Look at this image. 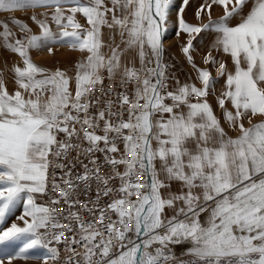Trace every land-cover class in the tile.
Instances as JSON below:
<instances>
[{
  "label": "snow or ice",
  "instance_id": "obj_1",
  "mask_svg": "<svg viewBox=\"0 0 264 264\" xmlns=\"http://www.w3.org/2000/svg\"><path fill=\"white\" fill-rule=\"evenodd\" d=\"M173 2L0 0V14L45 9L29 16L38 33L19 18L18 33L0 22V46L20 58L13 91L0 73V225L23 205V226L0 228V246L15 247L0 264H59L61 244L64 264H264V0H203L197 23L184 19L182 0L181 51L202 86L177 80L169 90L162 58ZM204 32L215 39L203 64L226 74L217 104L227 129L207 99L212 73L192 55ZM55 45L81 54L74 76L33 61L31 50ZM173 245H187L188 258ZM37 249L42 257L30 254Z\"/></svg>",
  "mask_w": 264,
  "mask_h": 264
},
{
  "label": "rangeland",
  "instance_id": "obj_2",
  "mask_svg": "<svg viewBox=\"0 0 264 264\" xmlns=\"http://www.w3.org/2000/svg\"><path fill=\"white\" fill-rule=\"evenodd\" d=\"M201 3H203V0H189V5L185 8V11L183 13L184 19L187 22L197 23L195 19V11L198 9ZM181 6H182V0H174L173 6L170 10V19L166 25L167 30L163 38V46H164L163 57L168 56L172 60L170 86L174 73L173 69L178 68L177 71H180L184 76H186L187 82L189 80L191 84L194 83L196 84L197 87H201L202 85L197 79L196 71L192 68L190 64H188L184 54L181 51L182 45L186 43L187 40V35L182 31H180L178 24V15H179L178 10L179 7ZM44 11H45L44 8H37V9L19 10L16 11L15 13L0 14V22H7L9 24L10 29L18 33V29L13 24H11V18H19L24 22L29 23V25L33 29V32L38 33L37 27L34 24H32L31 20L29 19V16L33 12L40 13ZM219 14H220V10L218 8L214 9L213 12L214 18ZM77 19L82 25L87 26L86 20L84 17H82V15L77 14ZM52 27H53V31H57L56 26L54 24L52 25ZM102 33H103L102 38L105 41H108L109 30L105 27L102 29ZM214 39H215V35L212 33H208V32L201 33L200 36H198L196 40L193 42L194 48L192 51V55L194 57V62L197 64L198 67L201 68L207 67L212 73V77L215 80L214 91L210 92L207 99L208 102L212 105L216 115L219 118H221V123L224 124V126L227 129V125L223 121L222 110L218 107L217 104V97L225 89L226 74L223 76L218 75L216 72V66L204 65L202 62V57L208 52ZM115 40L116 43L120 42L119 35H116ZM168 43H170V45ZM121 47H123V45H121ZM104 51L107 52V48H105ZM30 55L33 61L37 65L45 67L51 71H55L57 68H59L61 70L66 71L67 75L70 77L74 76L75 64L81 58V54L78 51L71 50L67 46H62V45L53 46V51L51 54H49V52L45 48L43 50H31ZM213 55L216 56L217 60H222L223 62H225L227 64L229 71L234 70V66L232 64L230 57L222 53H217L215 51H213ZM19 62H20V58L16 54L11 53L10 51L0 46V73L3 74V78L5 79V82L7 83L6 85L10 92L13 91L15 87L13 82L14 74L11 71V69L15 63H19ZM71 87L74 90V82L72 83ZM227 106L230 108L231 107L230 103H228ZM245 124L247 126V121H245ZM172 190L173 191L177 190L175 184H173ZM37 203H41V198L37 199ZM22 214H23V205L21 202L18 203L16 207L8 215H6L5 223L3 225H0V228H7L11 226L12 223H17L19 226L22 227L23 222L18 219V217L21 216ZM18 243L19 242H17V244ZM171 247L177 257H180L181 259L188 258L186 256L184 257L180 256L181 252L187 247V245H173ZM14 250L15 247H9L5 249L3 246H0V254H2L4 251L12 252ZM44 251L45 250L43 249L30 250V254L42 257ZM5 264H7L6 260H5ZM12 264H43V261L42 259H17V260H13ZM48 264H50V260Z\"/></svg>",
  "mask_w": 264,
  "mask_h": 264
},
{
  "label": "built area",
  "instance_id": "obj_3",
  "mask_svg": "<svg viewBox=\"0 0 264 264\" xmlns=\"http://www.w3.org/2000/svg\"><path fill=\"white\" fill-rule=\"evenodd\" d=\"M162 62L165 65H167L166 75L169 77V79L167 80V84H168V88H169V86H170L171 72H172V60L168 56H164L162 58ZM108 84H109V81L107 80V78H105V80H104L105 87H107ZM97 95H99V93H97ZM112 99L115 100V97L113 96ZM93 111H95V109ZM101 146H103V145H101ZM82 147H87V144L85 143L84 145H82ZM122 148H123V146L121 145V149ZM76 155H77V153L75 151H73L71 153V157H76ZM95 156L99 158V163L102 165L101 174H104L105 172L108 171L107 166L104 165V160H103L104 154L103 153H100V152H97V153H95ZM80 159L83 160L84 163H88V160L83 155L80 157ZM64 162L67 163V161H64ZM120 170L123 171V168L121 167ZM80 171H82V169H81L80 165L77 164V167H76V169H74V172H80ZM59 175H60V171H59V169H57V176H59ZM110 183L112 185H118L119 184V180L118 179L117 180H113ZM55 195L56 196H59V193H55ZM91 195H92L93 198H95V185H93V191H92ZM84 199H86V197H84L83 195H81L80 196V200L83 201ZM109 199H110L109 197L102 198L100 200V205L101 206L105 205L107 202H109ZM48 200H49V197H47V196L41 197V203H47ZM57 207H64V208H66L67 206L64 205L63 202H62L61 205H59ZM78 207L79 206H77V208ZM73 210L75 211L76 209L74 208ZM65 214H67V213H65ZM84 215H85V220L89 219L87 213H85ZM60 223H65V221H64L63 218L60 219ZM58 247L61 249V260L59 261V264H64V259L67 257L68 253H66L64 251V245L63 244L59 245ZM51 264H54V262L51 261Z\"/></svg>",
  "mask_w": 264,
  "mask_h": 264
},
{
  "label": "crops",
  "instance_id": "obj_4",
  "mask_svg": "<svg viewBox=\"0 0 264 264\" xmlns=\"http://www.w3.org/2000/svg\"><path fill=\"white\" fill-rule=\"evenodd\" d=\"M178 68L173 69L174 73H173V78L171 81V86H170V90H175V88L177 87L176 85V81L178 80L179 82H181L180 84H191L188 80V82L186 81V76H184L180 71H177ZM180 72V73H179Z\"/></svg>",
  "mask_w": 264,
  "mask_h": 264
},
{
  "label": "bare ground",
  "instance_id": "obj_5",
  "mask_svg": "<svg viewBox=\"0 0 264 264\" xmlns=\"http://www.w3.org/2000/svg\"><path fill=\"white\" fill-rule=\"evenodd\" d=\"M169 45H170V43H168ZM171 44H172V42H171ZM11 83H13V82H11ZM7 84V83H6ZM12 87V86H11ZM50 264H51V260H50Z\"/></svg>",
  "mask_w": 264,
  "mask_h": 264
}]
</instances>
